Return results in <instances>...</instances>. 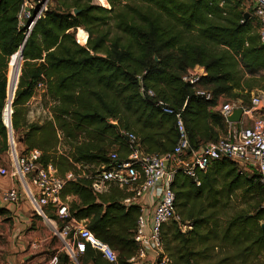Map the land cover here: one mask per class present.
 I'll return each instance as SVG.
<instances>
[{"label": "trees", "instance_id": "obj_1", "mask_svg": "<svg viewBox=\"0 0 264 264\" xmlns=\"http://www.w3.org/2000/svg\"><path fill=\"white\" fill-rule=\"evenodd\" d=\"M53 1L56 5L47 7L25 38L19 22L22 0H0V157L8 152L10 131L24 153L38 150L39 163L51 164L60 176L68 171L78 175L76 165L81 166L87 178L67 181L61 192L67 221L84 220L87 230L117 253V264H130L137 252L139 207L124 205L128 194L117 186L94 193L92 177L109 168L111 152L126 157L125 132L134 134L147 153L171 154L178 139L176 114L191 148L217 141L228 123L211 108L220 96L244 103L238 66L249 75L264 72V44L251 7L243 8L245 0H108L110 9L93 0ZM98 1L107 7L105 0ZM121 3L129 13L115 11ZM73 10L79 12L74 15ZM111 15L123 17L117 28L126 43L103 29ZM77 28L84 31L85 46L76 43L72 31ZM188 68L201 74L211 101L182 82ZM40 81L45 83L42 97L52 100L50 117L30 123L26 104ZM141 86L154 96L142 94ZM159 101L172 113L164 112ZM3 113L11 117L10 129ZM60 137L68 147L65 152L58 151ZM244 172L228 158L212 160L197 172V181L176 171L171 184L175 209L190 228L182 232L175 223L163 227L171 264H246L264 254V189L255 171ZM236 193L250 197L247 210L221 227L219 213ZM6 213L0 208V215ZM45 214L57 220L52 210ZM213 248L224 254L216 262ZM58 260L65 264L69 259L61 253ZM77 261L109 264L88 244Z\"/></svg>", "mask_w": 264, "mask_h": 264}, {"label": "built area", "instance_id": "obj_2", "mask_svg": "<svg viewBox=\"0 0 264 264\" xmlns=\"http://www.w3.org/2000/svg\"><path fill=\"white\" fill-rule=\"evenodd\" d=\"M49 1L51 0H22L19 11L20 25L24 27V20L32 18L30 26L24 27L25 38L29 36L35 23L44 16ZM245 2L250 4L252 16L257 23L256 34L259 42L264 44V0ZM201 79V74L194 68H188L181 76L182 82L191 86L196 96L211 101L212 93L201 85ZM44 89L45 83L40 81L36 90L43 92ZM140 92L154 96L153 91H145L142 86ZM250 95V107L243 106L239 101L234 102L239 103L238 105L226 106L223 111L220 110V114L227 118L233 110L240 108L241 119L235 124L228 122L229 127L223 136L217 141L203 144L198 149L190 147L180 114L175 115L178 139L171 154L159 156L147 153L134 134L123 133L128 154L124 159H120L115 152H111L109 168L97 172L92 177L91 188L94 193L103 194L111 186H117L128 194L123 200L124 205L139 207L134 235L137 252L129 259L130 264H171L172 260L163 246V227L175 223L182 232L190 228L182 223L175 209V194L171 184L176 171L180 170L197 181V172L205 170L212 160L228 158L244 171H255L258 182L264 189V117L254 114L264 111V90L257 89ZM221 97L223 96L219 98ZM30 101L26 104L28 109L32 104ZM157 105L162 107L164 112L172 113L163 102L159 101ZM48 114L50 117V113ZM8 144V165H0V178L13 179L17 187L2 193V203L6 207L18 206L20 195H23L30 202L36 216L48 220L45 210L50 209L56 219L63 222L59 233L63 244L61 252L50 256L44 264H59V253H64L73 264H79L77 257L84 252L87 244L106 262L117 264V253L95 238L87 230L84 220L67 221L68 205L61 198V192L67 181H74L77 176L87 178L81 166L76 165L78 175L75 171H68L60 176L51 164L42 166L39 163L41 153L38 150L19 154L13 135ZM262 207L264 208V201Z\"/></svg>", "mask_w": 264, "mask_h": 264}, {"label": "crops", "instance_id": "obj_3", "mask_svg": "<svg viewBox=\"0 0 264 264\" xmlns=\"http://www.w3.org/2000/svg\"><path fill=\"white\" fill-rule=\"evenodd\" d=\"M221 101L222 98H219L211 110L220 113ZM5 155L0 157V163L6 161ZM13 187H17L13 179L0 178V208L7 211L0 215V264H44L50 256L61 252V248L53 244L52 239L54 236L61 239L59 233L63 222L36 216L30 202L23 195H20L18 206L6 207L1 201L2 193ZM57 222L62 224L61 228H58ZM3 239H7V243ZM66 263L73 264L70 260Z\"/></svg>", "mask_w": 264, "mask_h": 264}, {"label": "rangeland", "instance_id": "obj_4", "mask_svg": "<svg viewBox=\"0 0 264 264\" xmlns=\"http://www.w3.org/2000/svg\"><path fill=\"white\" fill-rule=\"evenodd\" d=\"M107 7L102 6L100 4V2L98 0H93V4L97 5V6H102V8H106V9H110V2L108 0H105ZM49 4L48 6H52L54 7L56 4L55 2L52 0L48 2ZM137 3V2H136ZM118 4V3H115ZM124 3H121L118 7H116L115 11L116 12H121V14L124 13H129V11L123 10L122 6ZM137 4H133V6H136ZM245 5V6H244ZM139 6V5H137ZM243 8L244 10H248L250 4L248 2H244L243 4ZM141 11L144 10V6L142 5V7L139 8ZM251 11V10H250ZM123 20V17L119 16V17H114V15L109 16V20L107 21V26L103 27V29L105 30H109L110 31V36H120L122 38V42L126 43L127 42V37L120 34L119 29L117 28V25L119 24L120 21ZM75 32V33H74ZM72 33L74 34L76 43L79 44L77 41V36L79 34H83L84 31L82 28H77L76 31H72ZM87 37H88V33H87ZM80 46H85V44H79ZM11 62V61H10ZM9 62V63H10ZM22 62L21 61V67L22 68ZM10 67V66H9ZM8 73V72H7ZM237 78L240 80V86H241V91L240 94L244 95L245 97L243 98L244 103L242 104L245 107H250V93L254 92L257 89H263L264 90V72H258L254 75H249L247 74L242 66H238V74H237ZM251 88V89H250ZM249 90H251L249 92ZM247 92H249V94H247ZM43 94L41 91H37V94L35 95V98H33L30 102H32V104L30 105L29 110V114L28 116H30L28 118V121L31 123H36V122H42L45 121L49 118V114L50 113V108L52 105V100L49 97H42ZM222 101L220 102L221 104V108L220 110H224L226 108V106H230L233 107L235 105H238L239 103L235 104L234 100H231L227 97H221ZM13 101V100H12ZM242 103V101H241ZM255 115H260L264 117V111H257L255 112ZM244 120V117L242 118ZM229 126H227L226 130L223 133H226L227 129ZM15 144H16V148H17V152L19 154H26L23 152V148L20 144H18L16 138L14 139ZM66 150H68V147L65 143V141L62 139V137H60L59 140V144H58V151L59 152H65ZM6 161L0 163V165L5 166L8 165V160H9V155L8 152H6ZM246 172H244L245 174H249V175H253L254 171L252 170H245ZM250 198V197H246L243 198L239 193H236L235 195L232 196V198L230 199V202L227 204L226 208H224L220 213H219V217H218V222L220 224L221 227H223L224 225H226V222L231 219L232 217L236 216L237 214L243 213L244 210H247V204H246V200ZM61 223L59 224L57 222V226L58 228H61ZM60 230V229H59ZM2 237L0 236V239ZM3 242L7 243V239L2 240ZM52 243L53 244H58L59 248L63 247L62 244V240L59 239V237L54 236L52 239ZM231 252V251H230ZM211 256H212V262H216L220 259H222V257H224L223 252L220 250V248H213L211 250ZM61 254V253H59ZM67 264V263H66ZM246 264H264V254L262 255H257V256H253L252 258L248 259Z\"/></svg>", "mask_w": 264, "mask_h": 264}, {"label": "water", "instance_id": "obj_5", "mask_svg": "<svg viewBox=\"0 0 264 264\" xmlns=\"http://www.w3.org/2000/svg\"><path fill=\"white\" fill-rule=\"evenodd\" d=\"M79 12V10H73V14L76 15ZM32 21V18L29 19H25L24 20V27L27 28L30 26ZM24 43L20 46V49L18 52H20V59H22L21 56V52H22V48H23ZM10 60V59H9ZM21 71V69H20ZM20 76V74H19ZM19 80V77H18ZM18 83V81H17ZM17 88V86H16ZM16 90V89H15ZM12 104V103H11ZM241 115H242V110L240 108L233 110V112L227 117L226 121L229 123H238L241 119ZM3 123L5 124L6 128H11V117H9L8 119H6V117H4V113H3ZM12 139V134L9 131V135H8V140L11 141ZM164 165H166V163H164Z\"/></svg>", "mask_w": 264, "mask_h": 264}, {"label": "bare ground", "instance_id": "obj_6", "mask_svg": "<svg viewBox=\"0 0 264 264\" xmlns=\"http://www.w3.org/2000/svg\"><path fill=\"white\" fill-rule=\"evenodd\" d=\"M101 4V3H100ZM102 7V6H101ZM83 39H84V36H83V34H79L78 36H77V40H78V42L80 43V44H82L83 45ZM20 53V52H19ZM11 61V60H10ZM10 64H11V62L9 63V65H8V72H9V66H10Z\"/></svg>", "mask_w": 264, "mask_h": 264}]
</instances>
